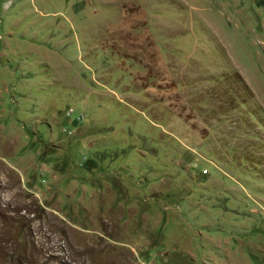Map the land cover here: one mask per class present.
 I'll return each mask as SVG.
<instances>
[{"label":"rangeland","instance_id":"1","mask_svg":"<svg viewBox=\"0 0 264 264\" xmlns=\"http://www.w3.org/2000/svg\"><path fill=\"white\" fill-rule=\"evenodd\" d=\"M0 264H264V0H0Z\"/></svg>","mask_w":264,"mask_h":264}]
</instances>
